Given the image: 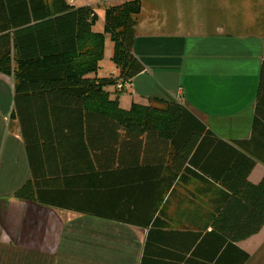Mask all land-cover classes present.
<instances>
[{"label": "crops", "instance_id": "0c3cea01", "mask_svg": "<svg viewBox=\"0 0 264 264\" xmlns=\"http://www.w3.org/2000/svg\"><path fill=\"white\" fill-rule=\"evenodd\" d=\"M127 1L69 5L94 9L102 33L107 7ZM141 3L133 55L145 70L108 88L111 99L125 110L181 104L213 136L181 166L156 137L123 141L63 90L20 80L17 93L0 74V264H264V225L239 242L218 228L233 202L214 178L252 167L237 208L264 217V0ZM27 182L34 199L15 197Z\"/></svg>", "mask_w": 264, "mask_h": 264}, {"label": "trees", "instance_id": "16d2710c", "mask_svg": "<svg viewBox=\"0 0 264 264\" xmlns=\"http://www.w3.org/2000/svg\"><path fill=\"white\" fill-rule=\"evenodd\" d=\"M69 1L0 0V74L14 78L17 93L22 87L18 84L20 80L23 85L31 83L43 90H63L68 98L86 103V110L80 116L111 121L116 125L111 129L121 131L123 141L132 138L140 144L147 141L145 137H156L166 144V154L170 148V157L181 156L183 166L201 137L213 134L181 104L166 103L163 108L133 104L125 110L118 99H111L108 90L114 87L115 91H122L119 84L124 88L145 70L133 55L135 17L141 13V0L108 6L102 33L91 30L97 21L94 9L74 8ZM107 37L114 45L112 62L118 75L86 78L98 73ZM260 77L259 94L264 88V65ZM251 169L239 178H233L234 173L222 180L219 175L214 176L231 190V195H224L226 201L233 202L228 228L225 223L220 224L224 221L222 216L217 223L220 230L228 229L232 242L259 233L264 225V217L247 215V208H237L241 199L237 188L251 187L248 183ZM32 192V184L27 182L15 197L33 200Z\"/></svg>", "mask_w": 264, "mask_h": 264}, {"label": "rangeland", "instance_id": "374dc122", "mask_svg": "<svg viewBox=\"0 0 264 264\" xmlns=\"http://www.w3.org/2000/svg\"><path fill=\"white\" fill-rule=\"evenodd\" d=\"M98 19L99 18L97 16V21ZM113 50H114L113 42L110 40V38H107V42L105 43L104 59L102 60V63L100 64V68H99V74L101 75V78L115 77L114 75H112L113 71L117 72V68L112 62ZM109 90L115 91L114 87H109Z\"/></svg>", "mask_w": 264, "mask_h": 264}, {"label": "built area", "instance_id": "2783aa9c", "mask_svg": "<svg viewBox=\"0 0 264 264\" xmlns=\"http://www.w3.org/2000/svg\"><path fill=\"white\" fill-rule=\"evenodd\" d=\"M101 1H105V2L107 1V2H108L109 0H101ZM118 87H119L120 89L123 88L122 84H119Z\"/></svg>", "mask_w": 264, "mask_h": 264}, {"label": "bare ground", "instance_id": "6f19581e", "mask_svg": "<svg viewBox=\"0 0 264 264\" xmlns=\"http://www.w3.org/2000/svg\"><path fill=\"white\" fill-rule=\"evenodd\" d=\"M123 89V88H122Z\"/></svg>", "mask_w": 264, "mask_h": 264}]
</instances>
